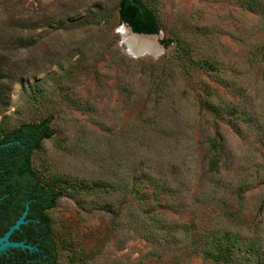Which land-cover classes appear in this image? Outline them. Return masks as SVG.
<instances>
[{
    "label": "rangeland",
    "instance_id": "374dc122",
    "mask_svg": "<svg viewBox=\"0 0 264 264\" xmlns=\"http://www.w3.org/2000/svg\"><path fill=\"white\" fill-rule=\"evenodd\" d=\"M141 1L157 56L120 0H0V137L52 116L57 264H264V0Z\"/></svg>",
    "mask_w": 264,
    "mask_h": 264
},
{
    "label": "trees",
    "instance_id": "16d2710c",
    "mask_svg": "<svg viewBox=\"0 0 264 264\" xmlns=\"http://www.w3.org/2000/svg\"><path fill=\"white\" fill-rule=\"evenodd\" d=\"M119 15L121 20L127 22L136 32H159L154 13L141 0H120ZM51 120L52 116H47L40 121L26 122L7 131L0 137V182L3 183L0 184V196H4L2 203H5L10 197L12 199L32 198L31 215L34 212L33 204L41 198H45V206L49 209L55 206L56 200L60 196L58 191L49 186L42 185L38 187L37 183L40 180L32 167L33 152L41 147L44 139L53 135L50 126ZM23 208L24 206L21 210ZM20 213L21 211L18 212L11 223L16 221ZM47 235L49 257L46 264H56L55 241L49 226Z\"/></svg>",
    "mask_w": 264,
    "mask_h": 264
},
{
    "label": "flooded vegetation",
    "instance_id": "af4514ba",
    "mask_svg": "<svg viewBox=\"0 0 264 264\" xmlns=\"http://www.w3.org/2000/svg\"><path fill=\"white\" fill-rule=\"evenodd\" d=\"M0 184L3 183L0 182ZM37 185L41 187L45 184L40 180ZM45 187L47 186L45 185ZM3 198L4 196H0V237L4 236L6 232L9 231L26 211V215L24 216L25 221L9 234L8 240L12 242H23L27 247L8 245L4 249H1L0 264H46L49 257L47 252L48 226L51 230L47 211L53 207L47 209L45 206L46 201L43 197L37 203L33 204L32 208L34 212L31 215L32 198L26 199L25 197H20L12 199L10 197L5 203H2ZM22 206H24V208L21 210ZM19 211H21V213L18 218L14 223H11ZM51 235L53 237L52 231ZM53 240L55 241L54 237ZM54 246L55 263L57 264L58 256L56 243Z\"/></svg>",
    "mask_w": 264,
    "mask_h": 264
},
{
    "label": "water",
    "instance_id": "95a60500",
    "mask_svg": "<svg viewBox=\"0 0 264 264\" xmlns=\"http://www.w3.org/2000/svg\"><path fill=\"white\" fill-rule=\"evenodd\" d=\"M124 25H126L129 30L133 33L136 34L138 36H142V37H146V36H156V41H157V46L155 49L153 50H148L144 47L138 48V50L136 51H131L130 50V46L128 45V43L125 42V40L122 38L121 40V44L125 43V51L128 52L129 54L135 56V57H139L145 54H153L154 56H157L161 53L162 51V45L159 42V33H145V32H136L133 30V28L127 23L124 22ZM26 215V211L24 212V214L18 219V221L9 229V231L6 232V234L2 237H0V250L4 249L6 246L10 245V246H23V247H27L26 244H24L23 242H12L8 240V236L9 234L16 228L19 227V225L25 221L24 216Z\"/></svg>",
    "mask_w": 264,
    "mask_h": 264
},
{
    "label": "bare ground",
    "instance_id": "6f19581e",
    "mask_svg": "<svg viewBox=\"0 0 264 264\" xmlns=\"http://www.w3.org/2000/svg\"><path fill=\"white\" fill-rule=\"evenodd\" d=\"M120 33L122 34V38L125 40V42L130 46V50L133 52L141 47H144L148 50H153L157 46L156 36H138L133 34L126 25L121 27ZM123 44L125 45V43Z\"/></svg>",
    "mask_w": 264,
    "mask_h": 264
}]
</instances>
